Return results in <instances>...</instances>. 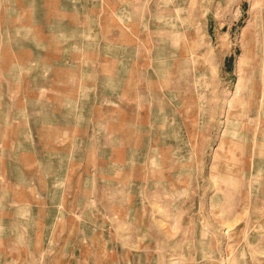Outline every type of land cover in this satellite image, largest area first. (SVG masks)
Returning a JSON list of instances; mask_svg holds the SVG:
<instances>
[{
	"label": "rangeland",
	"instance_id": "rangeland-1",
	"mask_svg": "<svg viewBox=\"0 0 264 264\" xmlns=\"http://www.w3.org/2000/svg\"><path fill=\"white\" fill-rule=\"evenodd\" d=\"M62 1L78 24L83 0ZM106 1L122 3L171 137L148 140L156 171L60 224L58 251L0 264H264V0Z\"/></svg>",
	"mask_w": 264,
	"mask_h": 264
},
{
	"label": "crops",
	"instance_id": "crops-1",
	"mask_svg": "<svg viewBox=\"0 0 264 264\" xmlns=\"http://www.w3.org/2000/svg\"><path fill=\"white\" fill-rule=\"evenodd\" d=\"M111 5L83 0L71 24L59 12L79 17L75 4L0 0V253L58 251L64 220L157 170L148 140L171 137L152 110L164 92L155 103Z\"/></svg>",
	"mask_w": 264,
	"mask_h": 264
}]
</instances>
